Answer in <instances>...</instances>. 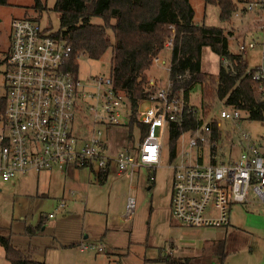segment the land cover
<instances>
[{
  "label": "built area",
  "instance_id": "1",
  "mask_svg": "<svg viewBox=\"0 0 264 264\" xmlns=\"http://www.w3.org/2000/svg\"><path fill=\"white\" fill-rule=\"evenodd\" d=\"M234 16L242 21L248 19L249 27L261 33L264 59V0L245 2ZM54 31L33 16L12 20L10 49L1 78L5 110L0 117V177L8 181L31 171L58 170L67 174L73 168L99 172L114 164L118 174L132 181L140 167L156 171L162 164L169 124L181 123L185 112L197 109L186 108L168 81L164 88L149 95V104L139 112V121L147 127L146 136L133 147L111 152L104 129L84 131L76 120L81 113L86 118L93 114L98 125L120 126L130 111L126 96L115 88L110 73L79 77L70 67L71 47L55 38ZM173 37L166 40L167 49H172ZM256 47L254 40L239 43L243 55ZM154 61L165 60L157 56ZM223 63L230 65L227 59ZM253 78L260 82L264 95L263 65L255 68ZM154 82L151 80L152 85ZM242 114L226 106L220 111L221 118L238 122L245 119ZM215 121L221 137L220 122ZM213 133L212 121L190 130L188 146L197 150L196 160L179 157L171 164V215L189 227L228 226L231 205L245 203L250 189L264 202V134L256 138L247 129L238 140V157L218 161L220 137L215 138ZM65 206L60 202L48 216L54 217ZM134 206L135 198L129 194L122 223L131 220ZM77 247L80 252L104 251L99 243L81 241Z\"/></svg>",
  "mask_w": 264,
  "mask_h": 264
},
{
  "label": "rangeland",
  "instance_id": "2",
  "mask_svg": "<svg viewBox=\"0 0 264 264\" xmlns=\"http://www.w3.org/2000/svg\"><path fill=\"white\" fill-rule=\"evenodd\" d=\"M44 1L47 9L41 14L40 20L47 27L57 30L59 17L52 10L56 0ZM190 3L195 10L194 23L222 27L226 32L233 33L228 35L229 48L233 53L241 52L239 43L256 41L257 47L248 50L243 56L249 66L248 70L261 65L264 67L261 46L263 38L260 32L249 27L248 19L242 21L233 16L230 22L224 23L220 19V8L217 5L206 3L204 0H190ZM33 4L34 0H9L8 5H0V93L3 92L1 78L6 69L12 20L15 17L36 15ZM241 5L242 3H239V6ZM94 22L101 24L102 19L95 18ZM111 36L113 37L112 34ZM110 54L111 51H108L99 60L81 55L78 58L79 77L84 79L92 75H108L111 69ZM158 56L165 62L156 63L153 60L152 67L147 71V89L150 94L161 90L170 81L171 49L164 47ZM219 63L220 57L209 47H205L202 70L216 75ZM150 78H154L155 84H151ZM148 104V101L144 100L139 106V112ZM190 104L201 110L203 103L199 86L191 93ZM223 108L224 104L216 100L213 110H205L210 113L203 120L207 123L214 118L220 122L218 161H228L239 155L241 144L238 140L247 129L254 133L264 131V125L258 122L252 123L246 119L238 122L221 118L220 111ZM128 123L129 115L123 117L122 125L111 128L95 123L93 114H87L86 118L81 113L76 120V124L84 131H92L93 128L96 131L99 128L107 132L111 129V134L114 135L110 140L113 148L117 150L125 145L122 144V139L126 138L127 147H133L141 141L140 130H136L135 126V141L133 144L128 141L131 131L127 128ZM189 137V132L181 136L178 153L179 157H189L190 161H195L197 150L188 146ZM168 150L169 142L166 137L162 164L155 172L154 181L161 189L150 188L148 173L151 171L148 168H138L131 181L128 176L117 174L114 164L104 184L99 183L93 172L87 169H80L78 178L58 170L48 177L44 173L38 176L36 171L17 175L8 181L0 177V235L10 234L12 243L24 251L31 248V257L38 264H93V261L94 264H144L145 258L155 259L159 257L160 252L185 258L201 254L210 246L215 249H210L213 264H264V202L252 189L249 190L245 203L231 205V222L226 227H189L174 219L170 230L169 223L164 222L163 211H159L158 216L151 217V211L157 208L158 204H167L166 195L172 192L170 181L173 180V175ZM131 184L134 186L131 194L135 198L133 216L128 223H120L116 216L126 212L125 203ZM158 190H162L160 194L157 193ZM72 191L75 192L74 195H70ZM60 201L65 203V208L54 217H48ZM41 217L44 218L43 227L31 233L28 228L37 226ZM103 234L104 236L100 237ZM85 235L89 238L82 239ZM101 239L106 243L103 252H80L75 245L76 241L80 240L104 243ZM222 241L228 251L223 262L219 260V252L223 247L217 250ZM0 264H9L2 246Z\"/></svg>",
  "mask_w": 264,
  "mask_h": 264
},
{
  "label": "trees",
  "instance_id": "3",
  "mask_svg": "<svg viewBox=\"0 0 264 264\" xmlns=\"http://www.w3.org/2000/svg\"><path fill=\"white\" fill-rule=\"evenodd\" d=\"M204 1L217 5L221 21L228 23L241 7L239 3L244 4L250 0ZM8 3L9 0H0V5ZM32 8L36 12L33 18L39 21L47 9L46 2L34 0ZM52 10L59 17V28L53 36L71 47L70 67L74 72L78 73V58L81 55L99 60L111 51L110 74L114 86L124 92L130 107L128 126L131 131L128 141L131 144L135 141L134 126L140 130L141 139L146 136L147 127L139 121L138 115L139 106L150 95L147 71L171 36H174L170 60L172 92L184 102L186 108L192 107L197 112H185L181 123L169 124L167 138L170 164L179 158L178 144L181 136L204 123L203 120L210 113L205 110H213L216 100L226 107L242 111L245 119L250 122H264V95L260 91V82L253 78L255 68L248 72L249 66L243 54L230 51L228 35L232 32H226L222 27L194 23L195 10L190 0H56ZM95 18H101L102 23H95ZM171 25L174 29L169 28ZM205 47L220 57L216 75L202 70ZM223 59H227L230 65L226 66ZM196 86L201 90V110L190 104V96ZM4 110L5 99H1L0 112L4 113ZM212 119L213 136L219 138L217 122ZM155 172L148 173L150 186L154 184ZM95 175L100 183H105L108 170L99 171ZM43 225L44 218L41 217L37 226H30L28 230L34 233ZM0 246L5 250L9 264H38L31 257L32 249L24 251L16 247L10 234L0 235ZM221 247L223 250L219 252V260L223 262L228 251L223 241L217 250ZM213 248L210 246L201 254L185 258L160 252L155 259L145 258L144 264H213L210 253V249L215 250Z\"/></svg>",
  "mask_w": 264,
  "mask_h": 264
},
{
  "label": "crops",
  "instance_id": "4",
  "mask_svg": "<svg viewBox=\"0 0 264 264\" xmlns=\"http://www.w3.org/2000/svg\"><path fill=\"white\" fill-rule=\"evenodd\" d=\"M249 24V23H248ZM250 25V24H249ZM164 60V59H163ZM165 61H163L162 63H164ZM151 80H154V78H150ZM170 79V78H169ZM168 79V80H169ZM3 94H4V90H3V92H1L0 93V100L2 99V96H3ZM0 117H1V112H0ZM253 123V122H252ZM255 123H257V122H255ZM0 126H1V122H0ZM127 128H129L128 126H127ZM111 129H109L107 132H106V134H107V138H108V140H109V147H110V151L111 152H115L116 150H117V148H113V144L111 143V138H112V136L114 135H112L111 134ZM252 134L257 138V137H259V135H262V134H264V131L263 132H261V133H254V132H252ZM123 141H124V143H122V144H125L124 146H127V140H126V138L125 139H122ZM178 157H179V153H178ZM238 157V156H237ZM163 158V157H162ZM235 158V157H234ZM171 165V164H170ZM112 167V166H111ZM111 167H110V169L108 170V177H109V174H110V171H111ZM172 169V168H171ZM88 170V169H87ZM91 173L93 172V174L95 175L96 173H97V171H91V170H89ZM54 172V171H53ZM79 172H80V169H78V168H73V169H70L69 170V172L66 174V175H68V176H70V177H79ZM42 173H44L47 177L50 175V174H52V172H42ZM41 173H38V176H41L40 175ZM118 174V173H117ZM119 175H125V174H119ZM172 175H173V171H172ZM125 176H127V175H125ZM95 177H96V175H95ZM108 179V178H107ZM96 180H98V178L96 177ZM107 181V180H106ZM155 181H156V177H155ZM100 183V182H99ZM172 183V181H170V186L172 185L171 184ZM102 184H104V183H102ZM150 188L151 189H158V188H160L161 189V186L160 187H158V185H157V183L155 182V184L153 185V186H150ZM132 189H134V186L131 184V185H129V191H128V196H129V194H131V190ZM162 190H158L157 191V193L158 194H160V192H161ZM74 191H72L71 192V194L70 195H74ZM132 195V194H131ZM171 195H172V192L170 191V193L168 194V195H166L167 196V204H165L164 202V205L163 206H161L160 204H158V207L157 208H155V209H153L151 212H152V218H153V216H158V212L159 211H163L162 213H164V215H165V219H164V222H166V223H169V229L171 230V228H172V226L174 225V223H173V220H174V218L172 217V215H171ZM127 200H128V197H127ZM127 200H126V203H125V208H126V206H127ZM162 201H164V199L162 200ZM60 202H63V201H60ZM58 204H59V202H58ZM125 213H121V214H119L118 216H116V218H117V221H119L120 223L122 222L121 221V217L124 215ZM49 217V216H48ZM106 226H107V224H106ZM171 227V228H170ZM169 230V231H170ZM149 232H150V229H149ZM102 236H104V234L103 235H101L100 237H102ZM89 237H88V235H85L82 239H88ZM101 240H103V239H101ZM171 240V239H170ZM104 241V243H99V244H102L103 246H104V251H105V240H103ZM102 241V242H103ZM81 242V240L80 241H76V243H75V245H76V247H77V245L79 244ZM169 242H173V241H169ZM103 252V251H102ZM97 260V259H96ZM93 264H94V261H93Z\"/></svg>",
  "mask_w": 264,
  "mask_h": 264
},
{
  "label": "flooded vegetation",
  "instance_id": "5",
  "mask_svg": "<svg viewBox=\"0 0 264 264\" xmlns=\"http://www.w3.org/2000/svg\"><path fill=\"white\" fill-rule=\"evenodd\" d=\"M10 39H11V35H10ZM10 41V40H9ZM9 49H10V47H9ZM9 49H8V52H9ZM173 181V180H172Z\"/></svg>",
  "mask_w": 264,
  "mask_h": 264
},
{
  "label": "bare ground",
  "instance_id": "6",
  "mask_svg": "<svg viewBox=\"0 0 264 264\" xmlns=\"http://www.w3.org/2000/svg\"><path fill=\"white\" fill-rule=\"evenodd\" d=\"M132 208V207H131Z\"/></svg>",
  "mask_w": 264,
  "mask_h": 264
}]
</instances>
